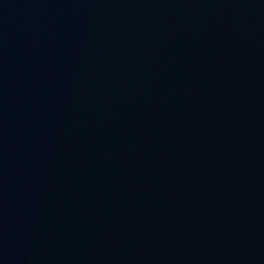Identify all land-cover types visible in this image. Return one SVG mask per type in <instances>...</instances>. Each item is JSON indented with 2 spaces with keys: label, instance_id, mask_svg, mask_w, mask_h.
<instances>
[{
  "label": "water",
  "instance_id": "obj_1",
  "mask_svg": "<svg viewBox=\"0 0 264 264\" xmlns=\"http://www.w3.org/2000/svg\"><path fill=\"white\" fill-rule=\"evenodd\" d=\"M0 264H264V0H0Z\"/></svg>",
  "mask_w": 264,
  "mask_h": 264
}]
</instances>
